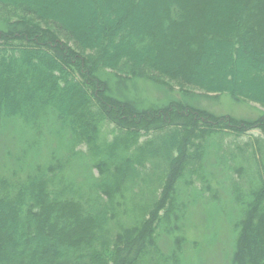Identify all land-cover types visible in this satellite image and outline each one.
Wrapping results in <instances>:
<instances>
[{
	"label": "trees",
	"instance_id": "1",
	"mask_svg": "<svg viewBox=\"0 0 264 264\" xmlns=\"http://www.w3.org/2000/svg\"><path fill=\"white\" fill-rule=\"evenodd\" d=\"M7 7L51 23L79 52L34 28L0 32V133L17 123L35 138L51 130L68 140L61 156L23 178L16 169L2 173L0 163V264H168L155 232L176 215V182L202 176L209 136L264 134V115L214 120L173 106L140 113L109 98L94 74L152 70L264 107V0H0V11ZM106 122L115 134L101 147ZM252 140L229 147L237 151L230 159L246 161L259 177L235 197L241 216L232 264H264V135ZM79 157L97 161L98 177L82 186L64 176ZM241 164L234 169L244 171ZM157 190L149 220L111 228L120 196L138 208V197Z\"/></svg>",
	"mask_w": 264,
	"mask_h": 264
},
{
	"label": "rangeland",
	"instance_id": "2",
	"mask_svg": "<svg viewBox=\"0 0 264 264\" xmlns=\"http://www.w3.org/2000/svg\"><path fill=\"white\" fill-rule=\"evenodd\" d=\"M32 28L58 39L71 51L79 52L73 39L51 23L10 7L0 11L1 33ZM206 69L204 66V70ZM94 76L104 85L109 98L129 104L133 110L140 113L156 112L158 115L166 109L172 110L170 106H173L178 110L193 109L208 116H215L214 120L227 116L236 122L254 121L264 115V107L255 102L236 99L226 93H208L152 70H142L141 74L134 75L100 68L96 69ZM17 125L13 123L5 128L6 131L0 133V163L6 165L1 169L2 173L16 169L18 177L23 178L32 167L43 166L52 156L58 157L64 153L68 141L66 138L55 136L51 130H44V133L43 129L42 137L35 138L33 134L25 133ZM114 134L112 122L100 124L97 140L99 145L105 147ZM150 135H154V132ZM263 135L261 129L255 128L239 137L224 131L212 134L206 139L202 176L193 174L189 178V175H186L176 182V218H163L155 232L159 248L166 255L168 264H232L236 237L233 224L241 216V205L235 197L239 195L243 198V194L255 189L259 177H253L254 168L249 170L246 161L230 159V154H237V151L233 150L234 147H229L236 142L241 145L248 141L253 142L252 139ZM149 136L143 135L139 141ZM2 144L4 149H1ZM6 146H9L8 149ZM80 149L84 151L85 147ZM219 157L225 160L222 166L217 163ZM86 158L89 164L79 157L65 165V178L68 177L79 186L85 184L88 177L96 179L97 161L94 157ZM247 158L253 162L252 154ZM239 163H242L244 171L234 169ZM159 198L158 190L154 194L146 192L135 200L142 207L133 208L134 201L120 196L119 202H116L111 228L117 230L121 224L129 225L136 220H149L152 217L151 206ZM139 209H144L141 214ZM164 211L159 210L160 218Z\"/></svg>",
	"mask_w": 264,
	"mask_h": 264
}]
</instances>
